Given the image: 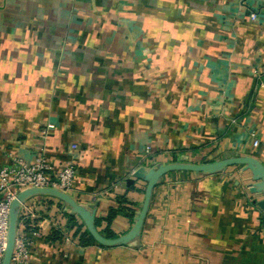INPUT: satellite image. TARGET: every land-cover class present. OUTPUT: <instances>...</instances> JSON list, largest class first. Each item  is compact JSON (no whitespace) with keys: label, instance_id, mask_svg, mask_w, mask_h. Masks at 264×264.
<instances>
[{"label":"crops","instance_id":"crops-1","mask_svg":"<svg viewBox=\"0 0 264 264\" xmlns=\"http://www.w3.org/2000/svg\"><path fill=\"white\" fill-rule=\"evenodd\" d=\"M42 148L54 172L75 160L69 193L96 219L127 200L133 215L97 226L117 236L142 167L264 164V0H0V167ZM260 181L244 164L169 171L140 234L114 246L75 236L86 225L59 197L30 196L18 224L27 205L49 227L28 232L27 264H264Z\"/></svg>","mask_w":264,"mask_h":264},{"label":"built area","instance_id":"built-area-1","mask_svg":"<svg viewBox=\"0 0 264 264\" xmlns=\"http://www.w3.org/2000/svg\"><path fill=\"white\" fill-rule=\"evenodd\" d=\"M251 17L255 19L256 14L252 13ZM54 127L52 123L47 125L42 134L46 136ZM259 142L256 139L254 144L258 145ZM78 147L77 143L72 144L73 151ZM53 169L44 148L31 161L15 157L11 165L0 167V264L3 262L7 246L11 207L19 193L29 188L52 187L65 192L74 189L78 172L75 160L72 159L56 172ZM24 208L28 219L18 224L12 264H27L32 247L28 232L35 227L45 232L49 227L45 217L42 218L27 205H24Z\"/></svg>","mask_w":264,"mask_h":264},{"label":"water","instance_id":"water-1","mask_svg":"<svg viewBox=\"0 0 264 264\" xmlns=\"http://www.w3.org/2000/svg\"><path fill=\"white\" fill-rule=\"evenodd\" d=\"M244 164L252 169L253 175L260 179L259 185L264 189V164L253 156H235L219 159L206 163H168L161 164L158 167L146 168L142 167L138 171V175L147 180V187L145 191V198L142 203L141 209L136 216L135 223L130 231L125 234L116 237L105 236L96 225V210L94 208H88L79 202H77L69 192H65L52 187L43 188H29L19 193L18 198L14 201L9 219L8 239L7 246L3 258L2 264H12V256L15 247V239L18 230L19 222V209L26 198L47 193L62 199L67 205L71 207L73 213L79 215L86 225L87 230L94 237V239L105 246H114L119 244H128L133 241L139 234L143 227L146 214L149 209L150 201L152 198L153 190L159 183L160 179L169 171L186 169L204 173H215L223 170L231 165ZM260 206L264 209V199L259 202Z\"/></svg>","mask_w":264,"mask_h":264},{"label":"trees","instance_id":"trees-1","mask_svg":"<svg viewBox=\"0 0 264 264\" xmlns=\"http://www.w3.org/2000/svg\"><path fill=\"white\" fill-rule=\"evenodd\" d=\"M121 204H124L123 206L120 204L118 207H111L109 212H108V215L105 217V218H97L96 219V225L99 226L101 224V222L103 220H106L108 225H110L111 221L113 220L114 217H116L118 214L120 213H123V214H127V215H133V212L131 211L129 213V207L125 204H128L127 203V200L126 199H123V200H120L119 201ZM105 236L107 237H116L117 235L115 233H113L108 227L106 229H101L100 230ZM59 233V232H58ZM80 234V239L81 241H85L86 243H89V242H96L98 243L94 237L90 234V232L88 230L84 231V232H81L80 233V228L78 226V228L76 229L74 235H78ZM84 234H88V237L85 239V240H82L83 238V235ZM57 235V234H56ZM59 235V234H58ZM57 235V236H58ZM100 244V243H99ZM101 245V244H100Z\"/></svg>","mask_w":264,"mask_h":264}]
</instances>
